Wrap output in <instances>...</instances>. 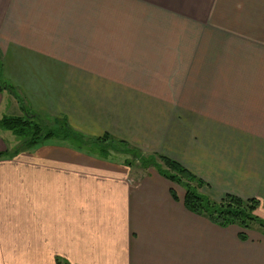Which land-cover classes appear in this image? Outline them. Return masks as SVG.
Wrapping results in <instances>:
<instances>
[{
    "label": "crops",
    "instance_id": "crops-1",
    "mask_svg": "<svg viewBox=\"0 0 264 264\" xmlns=\"http://www.w3.org/2000/svg\"><path fill=\"white\" fill-rule=\"evenodd\" d=\"M0 55L31 110L167 156L264 219V0H0ZM173 184L54 139L5 154L0 264H264L259 229L241 240Z\"/></svg>",
    "mask_w": 264,
    "mask_h": 264
},
{
    "label": "trees",
    "instance_id": "trees-1",
    "mask_svg": "<svg viewBox=\"0 0 264 264\" xmlns=\"http://www.w3.org/2000/svg\"><path fill=\"white\" fill-rule=\"evenodd\" d=\"M1 70L0 55V76ZM3 88H7L16 98L22 114H3L0 116V128L9 131L18 140L16 143L18 146L16 145L12 151H0V157L5 154H15L21 150L32 149L47 139L66 136L74 138L84 145H95L101 151V156L104 157L113 151L125 152L133 155L134 159H138L141 168L153 167L160 175L182 186L184 189L183 204L189 211L222 227L233 224L239 226L238 237L241 240L247 239V231L251 229L253 223H257L259 230L264 234V219L256 213L259 205L257 199H242L233 194H225L218 200L211 199L205 193L198 191L199 188L207 184L177 161L156 153H142L141 150L131 147L124 140L107 133L100 136L85 137L71 128L65 118H54L51 124L46 123L42 115L24 104L21 96L16 93L10 83L0 79V91ZM124 163L127 166L132 165L131 160H125ZM171 194L173 198H176L174 189H171Z\"/></svg>",
    "mask_w": 264,
    "mask_h": 264
},
{
    "label": "rangeland",
    "instance_id": "rangeland-1",
    "mask_svg": "<svg viewBox=\"0 0 264 264\" xmlns=\"http://www.w3.org/2000/svg\"><path fill=\"white\" fill-rule=\"evenodd\" d=\"M0 79H2V77L0 76ZM1 94H2V107L0 109V116H2V114H8V115H21L22 114V110L19 106V103L17 102L16 98L13 96H11V93L10 91L7 89V88H3L1 90ZM15 99V100H14ZM42 118L44 119V122L46 123H49L51 124V122L53 121L54 118H58V117H54V116H51V115H44L42 114ZM77 131V130H76ZM79 132V131H78ZM11 135L13 138L12 139H15V141L17 140V138L15 136H13L10 132H7V135ZM7 135L4 134V137L7 141L11 140ZM85 136V135H84ZM100 136V135H99ZM87 137V136H85ZM116 138V137H115ZM51 139H54V140H58V141H62V142H67V143H70L71 145H74L76 147H80V148H83L84 150H87L88 152L92 153V154H95L97 156H101V151L98 150V148L95 146V145H84V144H81L78 140H75L74 138H71V137H61V138H51ZM119 139V138H118ZM12 141V140H11ZM18 141V140H17ZM9 145H5V150L6 151H12L14 149V147L18 144H11V142L9 141ZM7 144V143H5ZM142 151V150H141ZM142 153H148V152H143ZM104 157V156H103ZM105 158H113L115 160H120L122 162H124L125 160H131L132 161V165H134L136 168H141L139 165V161L138 159H134L133 155L131 154H128V153H118V152H114L111 153L110 155H108L107 157ZM145 169H153V167H148V168H145ZM194 184V183H193ZM173 187L179 192H183L184 189L182 186L178 185V184H173ZM202 188V187H201ZM201 188L198 189L199 192L201 193H204ZM257 213V212H256ZM252 227L255 229V230H258L259 229V226L257 223H253L252 224Z\"/></svg>",
    "mask_w": 264,
    "mask_h": 264
}]
</instances>
